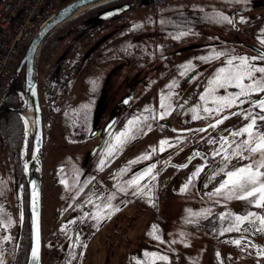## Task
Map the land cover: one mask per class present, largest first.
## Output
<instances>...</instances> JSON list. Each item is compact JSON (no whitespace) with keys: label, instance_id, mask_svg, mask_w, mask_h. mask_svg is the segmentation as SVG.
<instances>
[{"label":"rangeland","instance_id":"374dc122","mask_svg":"<svg viewBox=\"0 0 264 264\" xmlns=\"http://www.w3.org/2000/svg\"><path fill=\"white\" fill-rule=\"evenodd\" d=\"M62 1L63 5L71 0ZM143 1L116 0L110 2V4L121 3V5L127 6L124 12L118 16L121 20L103 21L102 26H105L106 29L101 32L92 31L89 35H83L73 42L68 55V63L71 62V59L78 60L83 52L96 47L94 43L97 39L104 37L103 41L93 48L91 54L83 61L75 62V60L72 66L69 63V65L65 64L66 66L59 67L60 78H57L56 83L51 86L48 77L50 79L55 55L59 51L65 50L70 37L79 31L78 28H82L80 21L93 13H98L108 4L97 8L93 7L66 21L53 30L44 42L45 48L41 62L44 68L43 72L37 71L39 73L37 74L38 91L44 132L41 158V182H43L42 264H57L60 261L69 243L72 226L68 223L69 221L80 216L83 217L87 225L93 224L95 220L91 218V215L97 212L96 205H100L103 209V206L107 204L102 203L103 198L109 200L108 195L101 196L103 187L96 191L88 190L93 185V174L101 168L100 161L96 162L97 160L93 158L88 164H93L95 170L90 171L89 177L84 181L81 180L84 173L82 163L86 162L83 159H85L88 147L93 142L89 136L92 125L100 123L97 121L101 117L99 100L103 96V79L108 65L120 58L131 59L132 64L137 65L140 64L139 58L147 60L161 58L160 53L162 52H167V54L174 52L176 56L174 58L183 61L185 57L180 55L179 50L185 44L215 41L216 38L224 37L226 31H230L229 28L233 24L222 20L219 14L226 15L232 20L230 16L232 12L235 13L238 26L247 25L246 35L251 37L250 40L264 46L262 43L264 40V0L257 4L254 3L256 0H240V2L238 0ZM241 17L244 18L243 22ZM94 21L100 23L98 20ZM115 26L125 28L114 32ZM139 30L147 34L142 35L143 41L137 42L135 32ZM105 31L111 35L105 36L103 34ZM208 35L215 38H209ZM137 36L140 35L137 33ZM58 38H60V42L57 41ZM45 61L51 62L49 69H45ZM121 75H124V72H121ZM127 75L131 76L132 74ZM119 77L116 78V81ZM165 78L163 75L152 88L155 95L159 96L157 99H159L160 113L164 111L160 107L161 97H166L169 89ZM10 91H13L17 96L16 107L12 106L19 112V108L26 99L23 67L10 79L4 101L0 103V216L5 221L9 217L12 220V224L8 228H0V252L3 253L5 264H11L13 260L18 202L27 214V184L23 160L25 155L29 156L31 147L30 139L26 137L27 139L24 140L23 137L22 140H19V145L12 148L13 152H9L7 149L2 133L3 114L10 108L9 102L5 99ZM132 112L133 109H128L111 129L105 138L104 147L98 159L105 158L103 156L106 154L108 146L115 143V135L128 129V121L132 120ZM185 115V121L192 123L203 120V118L193 120L187 110ZM140 131L139 127L133 126L130 135L133 136ZM142 134L145 135L146 132ZM152 135L157 137V141L153 140L150 144L151 150L158 151L161 140L173 143L178 140L180 134L168 130L163 125H158L156 130L142 136L141 141H150L153 138ZM146 152L150 153L147 143L139 146L131 155L127 153V150H122L120 157L124 171H121L122 183L119 187L122 200L126 199L127 201L121 211L122 221L120 223L116 220V223L108 225L103 230L102 233L106 231L104 241L98 235L94 242L89 243L85 253L86 264H142L144 261H149L151 264L150 258L144 255L145 252H157L168 257L167 261L156 260L155 264H183L180 262L181 253L192 252L194 241L188 242L192 237L204 233L210 235L220 233L224 227L228 226L226 224L215 226L214 230H212V226H209V230L198 228V221L205 213L197 215L200 213L193 205L188 208L181 206L182 208L178 210L176 200L174 201L175 205H171L173 199L169 203L168 199L163 200L164 191L162 189L157 191L159 186H148V183L143 182V179L140 181V186L146 185L144 191L149 195L134 194L137 186H129L127 181L148 167L141 168L133 175L128 176L129 170L144 159L135 163L129 162L136 161ZM62 179L67 181V187L61 183ZM87 180L89 185L87 184L81 192L80 189L87 183ZM95 187L96 185H93L91 188ZM93 192H95L94 198L92 197ZM88 200H91L92 203L82 205V202ZM109 202L111 203V200ZM164 203L165 205L169 204V208L167 205L165 207ZM103 210L107 213V209ZM84 213H89V216L85 217ZM27 222L26 215L25 234H28ZM64 225H68L67 231L61 230ZM153 225L157 226L156 235L160 237L159 240L148 235L153 230ZM4 236H10L11 239L5 241L3 240ZM76 251L75 248L73 252L76 253ZM203 255L204 253L202 259ZM189 264H198V260ZM204 264H208V259L204 260Z\"/></svg>","mask_w":264,"mask_h":264},{"label":"flooded vegetation","instance_id":"af4514ba","mask_svg":"<svg viewBox=\"0 0 264 264\" xmlns=\"http://www.w3.org/2000/svg\"><path fill=\"white\" fill-rule=\"evenodd\" d=\"M262 2L263 0H256L254 3L257 4ZM120 5L121 3H108V5L98 13H93L91 16L86 17L83 20V22L85 21L86 23V26H83V28L86 29L85 35H89L92 31L101 32L102 30L106 29L105 26H102L103 21H120L121 19L118 18V16L124 11L116 13L107 18L101 17V14H103L105 11ZM230 16L233 21V26L229 28L230 31H226V35L224 37L216 38L214 39L215 41L187 43L182 46L183 48L180 49L179 52L181 56L184 55L185 57L183 61L176 60L174 58L176 57L174 52L171 54L162 52L160 53L162 55L161 58H154L152 60L139 58L140 64L137 65L132 64L131 59L125 58L115 59L113 63L108 65L103 79V96L99 100L101 117H103L102 120L101 117L97 120L98 123L100 122L99 124L92 125V128H97V131L93 136L90 137L91 140L93 139V142L90 144V147H88V151L85 154V159H83V161L86 160V162L84 164L82 163L84 173L81 180L84 181L85 178L89 177L90 171L95 170L93 164H88L91 160H93V158L97 160L96 162L102 160L101 157L98 159V156H100L101 151L103 150L106 136L116 125L122 114H124L128 109H133L132 120L139 118V123L135 126L139 127L141 131L136 132V134L133 135L135 138L129 139L124 144V146L118 147L111 156L105 154L103 156L105 157L103 158L105 161L104 165L102 167L100 166L101 168L97 172V176V173L93 174L92 181L93 185H96V187L91 188L93 186L91 185L88 190L96 191L100 187H103L101 196L108 195L109 197H113L111 199V203L109 202L110 200H105L104 198L102 200L103 204L110 203L112 205V209H107V212H111L110 217L106 215L105 218L99 223H97V221H93V224L91 223L89 225L84 222L83 217H76L74 219L76 220V223L72 224L70 229L68 246L57 264H61L65 254H67V256L63 264H86L85 253L89 243L91 241L94 242L98 235L100 239L104 241V239H106V231L102 233L103 230L108 227V225L116 223V220L121 223V211L126 206L127 201L126 199L122 200L119 187L122 183V166L120 156L123 149L124 151L127 150V153L131 155L137 150L139 146L145 143H147L150 148L151 156L150 159H144L142 162H140L145 163L141 168L149 167L150 165L154 164L155 168L153 169V175H155V179L153 180L150 176H146L144 177L143 182L146 181L148 186H159L157 191L159 189L164 191L163 200L168 199L169 203L170 200L173 199L171 205H175L174 201L176 200V207H178V210L182 208L181 206L188 208L190 205H193L199 213H205L198 221V228L202 230H209V226H212V230H214L215 226H223V224L228 225L229 222L227 220L221 219V213L226 214L231 212L233 214H244L251 211L260 215H264V209L257 208L253 204H249L247 201L237 199L227 200L222 195H214L211 197L208 195L209 192H212L214 188L219 186V182L224 178V174L220 173L219 175H216L214 179H212L214 170L219 171V168L225 167L224 163H222L223 153L221 155L213 156L214 151L220 147V138L222 136H226L229 138V140H235L237 142L244 138L232 137L230 135L231 132L236 131L247 123L242 115H231V113L260 111L258 108L253 110L249 103H244L238 104L230 109H225L218 115L214 114L212 116H208L203 112V108L205 106L210 108L215 107L213 103V98L215 96H225L239 91L234 86L218 88L213 93V96L209 97L208 103L205 105L204 101H201L199 97L209 86L208 82L214 77L217 69L226 67L227 61L233 57L251 58L258 56L260 52L264 51V46L254 42L253 40H250L251 37L246 35V30L248 29L247 25L238 26L235 20L234 12H232ZM94 20H98L100 23L95 22ZM124 28L125 27L123 26H115L114 30L113 28L112 30L114 32H118ZM137 33L140 36H137ZM103 34L105 36L111 35L109 32L107 33V31H105ZM146 34L147 33H144V31L141 30L135 32V38L137 39L136 41H143L142 35ZM76 36V33H74L73 37H70V40H68L67 48L63 51H59V53L55 55L53 66H51L52 71L50 72V79L48 77V82H55L57 78H60L61 70L59 71V67L66 66L65 64L69 65V63L70 66L73 65L76 59H71V62L69 63L67 61L71 44L80 38ZM210 37L211 36H209V38ZM103 39L104 37L102 39H97L94 45L97 47L100 42L103 41ZM57 41L60 42V38H58ZM218 53L220 54L219 56H217ZM82 55H80L78 60L75 62H80ZM238 62V60L234 61V63ZM250 62L255 63L257 66H264V61L256 60ZM186 68L187 71L185 70ZM57 71L58 73L54 75V73ZM121 72H124V75L120 76ZM182 72L184 73L183 75H181ZM111 73L113 74L111 75ZM129 73L132 75L128 76L127 74ZM163 75L166 77L165 79L168 82L167 88H169L166 93L167 99L165 102L170 104L171 108L168 109L169 114L161 118L158 107L159 99H157L159 96L155 95V92L152 91V88L155 84H157ZM117 77H119V79L116 81ZM245 82L247 83L248 81ZM260 98H264V94L253 93L251 97L253 100ZM198 105V111L201 117L207 118H203L201 122L195 123H192L191 121H185V111L187 110L190 114V117L192 118L193 113L190 109ZM146 109H150L151 111H146ZM115 111L117 112V120L115 124L103 137L100 136V130L106 124V122L112 118ZM223 116H228L229 118L224 120V122L218 125L215 129L209 127L210 124L215 123L216 119L222 118ZM166 120L177 129L190 128V130L174 131L167 123L164 122ZM158 125H163L168 130L180 135L177 141L171 143L172 147L166 146V150L163 152L160 150L157 151L156 149L155 152H152L150 144L153 142V140L157 141V137L152 135L153 138L148 142L146 140H142V142L141 137L156 130ZM201 126H206L204 128L205 131H197ZM260 126L261 129L264 130V122H260ZM144 132H146L145 135L142 134ZM95 137L96 139H94ZM210 138L215 139L217 143H208ZM96 143H99L97 150L92 155H89L91 148ZM194 152H198L202 155L191 158L190 156ZM162 153L164 154L162 155ZM244 155L247 157L249 154L245 152ZM259 158V154H254L248 159L231 158L230 162H228L227 167L225 168V171L231 170L235 167L247 165L253 161L259 160ZM184 163H187V167H177ZM201 165H203V170L194 180H192L188 186V190L184 193H181V187L188 181V178L195 171V168ZM188 167L189 169H187ZM60 168L62 169L63 167L61 166ZM185 169L187 170L185 171ZM138 170L133 172L130 171L127 173V175L131 176ZM87 184L89 185L88 180L87 183L83 185V190ZM93 194L94 195H92V197L94 198L95 192H93ZM42 198L43 182H41V206ZM87 204L88 203L86 202H82V205ZM166 205L167 208H169V204ZM166 205L164 203L165 207ZM116 208H119V211H116ZM26 215L27 214L24 212V222L18 244H16L15 237V243L13 247L14 258L17 256L20 248L25 245L26 241L28 242L29 240V232L28 234L24 235ZM28 227L29 226L27 224V230L29 231ZM77 236L79 237V240H77ZM241 236L246 237L247 241L251 242V244L255 245L256 247H248L245 245L244 250H242L240 247L228 242L233 239H238ZM98 241H100L99 238ZM190 241H194L193 250L191 253H181L182 257L180 262L183 264H189L196 260H198V264H204L205 259H208V264H257V262H259V264H264V257L256 256V252L264 248V233L252 234L250 231L244 232L243 230L239 233L224 232L221 234L220 232L213 235L204 233L192 237L188 242ZM75 248L77 249L76 253L73 252ZM203 253L204 255L202 259ZM217 253H219V255H217ZM157 263H159V261H157Z\"/></svg>","mask_w":264,"mask_h":264},{"label":"snow or ice","instance_id":"6c2138e0","mask_svg":"<svg viewBox=\"0 0 264 264\" xmlns=\"http://www.w3.org/2000/svg\"><path fill=\"white\" fill-rule=\"evenodd\" d=\"M240 2V0H238ZM221 19L228 22L233 23V21L226 15L219 14ZM244 18L241 17V21L243 22ZM264 43V40H262ZM220 54L218 53L217 56ZM209 59V58H202ZM235 60H238V63H234ZM264 61V51L260 52L258 56L254 57H233L227 61L226 67H221L217 69L214 77L209 80L208 87L204 90V93L200 95L199 99L204 101L205 105L208 103L209 97L213 96V93L218 88H227L229 86H234L239 91L235 93H231L225 96H215L213 98V103L215 105L214 108H210L205 106L203 108V112L208 116H212L214 114H219L223 112L225 109H230L238 104L249 103L253 110L259 109V112L255 111H247L236 113L232 112L231 115H242L244 119L247 121L243 127L237 129L230 133L232 137H244L239 142L235 140H229L228 137L222 136L220 138V147L215 150L213 156L221 155L223 153L222 163H224L225 167L219 168V171L214 170L212 179L215 178L216 175L220 173L224 174V178L219 182V186L214 188L212 192H209L208 195H222L225 199H237L242 201H247L249 204H253L257 208L264 209V130L261 129L260 122H264V98L253 100L251 99L253 93L256 94H264V66H257L255 63H251L250 61ZM187 71V68L185 69ZM184 73L182 72L181 75ZM259 74V75H257ZM245 81H248L247 83ZM167 97H161L160 107L164 109L160 113V117L163 118L165 115H168V109L171 108L170 104H167ZM199 105L190 109L193 113L192 119H201L207 117H201L198 111ZM146 111H151L150 109H146ZM228 116H223L222 118L216 119L215 123L210 124L209 127L215 129L218 125L222 124L224 120L228 119ZM139 123V118L128 121V129L123 132H120L115 135V143H111L106 151V155L111 156L118 148L125 144L129 139H134V136H131V129L133 126ZM197 131L203 132L205 129H198ZM179 139V138H177ZM160 151L163 152L166 150V147H172L171 143L168 140H161L160 142ZM210 144H216L217 141L215 139L210 138L208 140ZM234 145V147H233ZM155 152V149L151 150ZM247 152L249 155L246 157L244 153ZM254 154H259V160L253 161L247 165H243L240 167H235L231 170L225 171L228 162H230L231 158L237 159H248ZM200 153H194L193 156H201ZM151 154L146 152L142 154L141 157H138L136 161H130L129 163H135L141 159H150ZM191 159V158H190ZM105 161L102 159L100 161V166L104 165ZM177 167H187L185 165H179ZM155 165H150L139 175H134L132 179L127 181L129 186H137L136 192L134 194L141 195H149V193L144 191V187L140 186V181L144 179L146 176H150L151 179H155V175H153V169ZM203 170V165L197 166L192 175L188 178V181L181 187L180 192L184 193L188 190L189 184L194 180L200 172ZM124 171L123 169L121 170ZM62 184H65L67 187V181L61 180ZM123 191V189H121ZM83 191V188L80 189ZM36 195L35 189L33 191V228L35 230V243L32 247L31 256L32 261L39 260V223H38V215H35V205H36ZM79 195V193H77ZM113 197H109L111 200ZM86 203H92L91 200L86 201ZM71 207V205H70ZM97 212L91 215V218L97 223H99L105 216L111 215V212L105 213L103 209H112V205L106 204L101 209L100 205H96ZM119 211V208L115 209ZM203 215V213L197 214ZM85 217L89 216V213H84ZM222 220H227L228 226L224 227L221 231V234L224 232H251L252 234L256 233H264V215H260L256 212H247L244 214H233L231 212L221 213L220 214ZM192 222V221H189ZM69 224H75L76 220H72L68 222ZM12 224V220L9 217L7 221L0 216V228H8ZM153 230L148 233V235L153 236V238L159 240L160 237L156 235L157 226H152ZM62 231L68 230V225L62 226ZM10 236H4L3 240H10ZM77 240L79 237L77 236ZM240 247L244 250V246L248 247H256L251 244V242L247 241V238L241 236L238 239H233L228 241ZM86 246V245H85ZM146 257H149L151 260V264H155L156 260L167 261L168 257L164 255H160L157 252H145ZM219 255V253H217ZM256 256L264 257V248L258 250L256 252ZM74 258V257H73ZM0 264H5L3 259V253L0 252ZM142 264H149V261H144ZM259 264V262H257Z\"/></svg>","mask_w":264,"mask_h":264},{"label":"water","instance_id":"95a60500","mask_svg":"<svg viewBox=\"0 0 264 264\" xmlns=\"http://www.w3.org/2000/svg\"><path fill=\"white\" fill-rule=\"evenodd\" d=\"M114 0H72L61 6L57 12L49 18L34 34V36L29 41L26 46L18 64L15 67L14 73L16 74L19 70L24 67V93L26 99H29L32 107L33 116V127L29 134L30 138V153L26 161L25 177L27 184V212H28V224H29V246L28 254L25 264H41V248H42V238H41V158L43 149V127H42V110L38 94V77H37V62L41 47L43 46L48 35L55 30L58 26L65 23L66 21L74 18L75 16L83 13L93 7L100 6L102 4L111 2ZM84 5H90L83 10H79ZM126 8L123 4L118 7H114L108 11L101 14L102 18H107L116 13L122 12ZM93 49L87 50L82 56L84 60ZM58 70V69H57ZM13 73V75H14ZM25 99V100H26ZM117 120V112L115 111L112 118L106 122L99 132L100 136H104L109 129L115 124ZM169 125L174 131H189L190 128L177 129L169 121H164ZM206 126H201L199 129H204ZM97 128H92L89 136H93ZM26 140V135L24 136ZM99 143H96L90 150L89 155H92L98 148ZM200 152V151H198ZM197 153V152H194ZM193 153V154H194ZM164 153H162L163 155ZM193 154L190 156L194 157ZM145 163H139L129 170L133 172L141 168ZM187 163L181 164L185 165ZM206 173V172H205ZM204 173V174H205ZM203 174V176H204ZM202 176V177H203ZM201 179V178H200ZM35 189L36 195V205H35V215H38L39 223V260L32 261L31 251L35 243V230L33 228V191ZM24 222V211L21 204L18 202L17 207V233H16V244H18L21 236V230ZM67 254L63 256L61 264H63L66 259Z\"/></svg>","mask_w":264,"mask_h":264},{"label":"built area","instance_id":"2783aa9c","mask_svg":"<svg viewBox=\"0 0 264 264\" xmlns=\"http://www.w3.org/2000/svg\"><path fill=\"white\" fill-rule=\"evenodd\" d=\"M62 0H0V101L13 68L37 30Z\"/></svg>","mask_w":264,"mask_h":264},{"label":"trees","instance_id":"16d2710c","mask_svg":"<svg viewBox=\"0 0 264 264\" xmlns=\"http://www.w3.org/2000/svg\"><path fill=\"white\" fill-rule=\"evenodd\" d=\"M80 22H81L82 28L84 25L86 26L85 21L83 22L82 20ZM82 28L78 29L79 31L75 32L77 35L76 37H81L85 35L86 29L85 28L82 29ZM44 48L45 46L43 45V47L41 48L40 54H39V58H38V64H37L38 72L39 71L43 72L44 66L41 62L43 58ZM54 83L56 82L49 81L50 86L53 85ZM5 100L9 102L10 108L6 110L3 114V133L2 134L4 136V140L6 141L8 151L13 152L12 148H16L19 145V140H22V138L24 137L23 122H22L19 112L14 108V106H12V105H15L16 107V104H17V96H15L13 91H10V93L7 95ZM24 235L26 234L24 233ZM25 239H26V236H25ZM27 248H28V242L26 241L25 245H23L18 251L17 256L14 258L12 255L13 260L11 261V264H25L24 259L27 254ZM25 262H26V259H25Z\"/></svg>","mask_w":264,"mask_h":264},{"label":"bare ground","instance_id":"6f19581e","mask_svg":"<svg viewBox=\"0 0 264 264\" xmlns=\"http://www.w3.org/2000/svg\"><path fill=\"white\" fill-rule=\"evenodd\" d=\"M90 5H84L79 10H83ZM19 114L23 122V128L27 135L32 131L33 127V116H32V107L29 99H26L24 104L19 108Z\"/></svg>","mask_w":264,"mask_h":264}]
</instances>
